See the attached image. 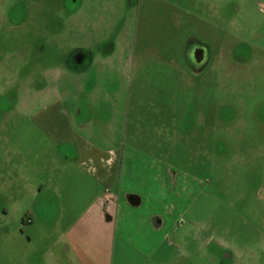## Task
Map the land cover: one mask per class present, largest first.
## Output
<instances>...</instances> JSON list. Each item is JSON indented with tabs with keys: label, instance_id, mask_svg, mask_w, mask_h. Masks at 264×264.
I'll return each instance as SVG.
<instances>
[{
	"label": "rangeland",
	"instance_id": "obj_1",
	"mask_svg": "<svg viewBox=\"0 0 264 264\" xmlns=\"http://www.w3.org/2000/svg\"><path fill=\"white\" fill-rule=\"evenodd\" d=\"M263 9L264 0H0V264H34L28 253L77 263L68 244L52 245L50 223L32 240L20 231L30 210L56 217L66 193L81 202L93 181L76 157L93 147L119 155L120 203L105 210L110 264H264ZM195 43L215 55L197 77L180 58ZM220 47L250 64L216 77ZM88 54L113 59L90 65ZM18 246L27 255L5 251Z\"/></svg>",
	"mask_w": 264,
	"mask_h": 264
},
{
	"label": "crops",
	"instance_id": "obj_2",
	"mask_svg": "<svg viewBox=\"0 0 264 264\" xmlns=\"http://www.w3.org/2000/svg\"><path fill=\"white\" fill-rule=\"evenodd\" d=\"M112 59V57H105L102 60L94 59L91 55L89 62L90 65L95 63L101 64L104 62L109 63ZM57 127L60 137H64L66 132H63L60 125H57ZM61 133L63 136H61ZM66 139L69 138L67 137ZM82 150L83 152L76 157V165L80 167V170L84 172V175H87V177L93 181V184L91 185L88 183L89 185L87 186H85V184L84 186H80L78 199H81V202L77 203L74 200L75 198L77 199V194L74 196L73 194L69 193L68 195L66 193L65 198L63 199V201L66 202L60 205V214L56 217L51 214L41 216L40 213H35L34 209L30 210L28 211L25 219L27 221L30 220L31 222L27 224L32 226L28 227L25 232H20L21 234H28L29 240H32L37 236L35 230L33 229L34 226H36L37 230V224L50 223V226L53 227L54 236H57L55 239H52V245H56L59 241L61 243L68 244L74 254L78 255L76 264H110L107 256L111 253L112 249L115 248L116 241L113 233V218L111 219L109 216H105V210L108 208L107 205L109 206L113 204L117 209L120 203L117 196H115L114 193H111L114 191L115 187V185H112V182L114 181V177L117 176L116 170L118 168L119 155L117 152L113 151H109L107 155L106 153L101 152L98 148L95 149L94 147L89 150ZM106 160H109V162L114 160V163L108 167L106 166L108 164V161ZM57 189L58 187L55 186L54 191H57ZM90 189L94 191V197L88 201V198L91 195H89ZM38 191L41 193L43 191V187H41ZM59 191H61V196H64L62 192L67 190L62 187ZM126 196L128 205L136 206L137 198L131 195ZM46 210H49V207H46ZM122 221L123 219L121 220V223ZM117 222L120 224L119 219H117L116 223ZM19 236V231H14L9 232L6 238L9 241V239H16ZM13 247L17 246L15 245ZM13 247H8L5 250L7 254L11 253L20 256L24 253L23 255H27L26 250L21 254L20 246H18L17 250ZM52 247L47 250L48 256L55 254L54 251H52ZM36 254L37 253H32V255H30L28 253L30 257L33 256L31 262L34 264H42L43 257L37 256L35 261ZM17 260L19 264L21 257H18ZM6 261L11 264V256H9V259ZM54 261L57 264L59 259L55 258Z\"/></svg>",
	"mask_w": 264,
	"mask_h": 264
},
{
	"label": "flooded vegetation",
	"instance_id": "obj_3",
	"mask_svg": "<svg viewBox=\"0 0 264 264\" xmlns=\"http://www.w3.org/2000/svg\"><path fill=\"white\" fill-rule=\"evenodd\" d=\"M264 10V9H263ZM264 13V12H263ZM238 31V30H237ZM240 31V30H239ZM239 33V32H237ZM235 36V34H234ZM212 52V53H211ZM219 55H217L216 63H218V66H220V71L217 70L216 77L220 76H226L227 78H233L238 72L233 71V68L236 64H250V62H241L240 58L237 56V58H234L236 55L231 50H227L224 47H220L218 50ZM231 52V53H230ZM77 58V62L83 61V58L81 57V54H79ZM89 60L91 58V54L87 55ZM213 49L211 44H202V43H195L194 45H191L188 53L186 51L183 53V56H181V60L185 63L187 60L192 65V72L195 74V77L197 76H203L206 74L207 69L211 68L212 64L215 61ZM89 62V61H88ZM217 66V67H218ZM86 69V68H84ZM85 72V70H83ZM79 75L83 73H78ZM75 75V74H74ZM30 220H24V223H29ZM227 257L232 258V254H228V252L225 254Z\"/></svg>",
	"mask_w": 264,
	"mask_h": 264
}]
</instances>
